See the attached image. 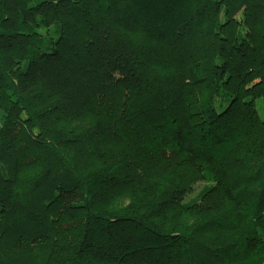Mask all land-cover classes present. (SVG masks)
I'll return each instance as SVG.
<instances>
[{
    "label": "trees",
    "instance_id": "16d2710c",
    "mask_svg": "<svg viewBox=\"0 0 264 264\" xmlns=\"http://www.w3.org/2000/svg\"><path fill=\"white\" fill-rule=\"evenodd\" d=\"M0 116V264H264V0H0Z\"/></svg>",
    "mask_w": 264,
    "mask_h": 264
},
{
    "label": "rangeland",
    "instance_id": "374dc122",
    "mask_svg": "<svg viewBox=\"0 0 264 264\" xmlns=\"http://www.w3.org/2000/svg\"><path fill=\"white\" fill-rule=\"evenodd\" d=\"M0 124H1V116H0ZM204 187V183H198L197 185L193 186V189L191 190L190 193L187 194L186 200H189L190 198L194 197L197 195L201 189Z\"/></svg>",
    "mask_w": 264,
    "mask_h": 264
}]
</instances>
